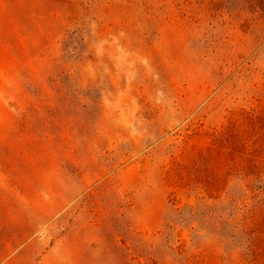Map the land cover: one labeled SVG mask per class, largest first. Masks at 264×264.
I'll list each match as a JSON object with an SVG mask.
<instances>
[{
  "label": "rangeland",
  "instance_id": "1",
  "mask_svg": "<svg viewBox=\"0 0 264 264\" xmlns=\"http://www.w3.org/2000/svg\"><path fill=\"white\" fill-rule=\"evenodd\" d=\"M0 264H264V0H0Z\"/></svg>",
  "mask_w": 264,
  "mask_h": 264
}]
</instances>
